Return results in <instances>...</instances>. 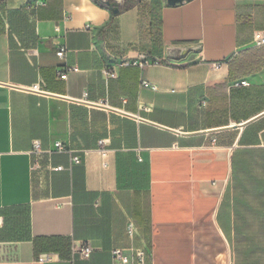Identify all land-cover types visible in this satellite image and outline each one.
Masks as SVG:
<instances>
[{"label":"crops","instance_id":"obj_1","mask_svg":"<svg viewBox=\"0 0 264 264\" xmlns=\"http://www.w3.org/2000/svg\"><path fill=\"white\" fill-rule=\"evenodd\" d=\"M255 31L264 0H141L117 15L95 0H0V264L46 253L45 264H122L112 250L132 248L160 264L145 231L156 187L173 172L201 176L203 156L230 166L234 148L264 150V114L180 135L85 102L182 132L246 122L264 112ZM142 56L159 63L124 64ZM66 66L77 71L60 79ZM80 242L93 247L87 259L73 251Z\"/></svg>","mask_w":264,"mask_h":264},{"label":"rangeland","instance_id":"obj_2","mask_svg":"<svg viewBox=\"0 0 264 264\" xmlns=\"http://www.w3.org/2000/svg\"><path fill=\"white\" fill-rule=\"evenodd\" d=\"M174 155L165 154L160 158ZM223 160L227 163L226 156ZM223 160H209L208 167H203L209 177L208 182L201 184L203 201L206 207L213 200L216 204L210 216L199 214L198 225H191V240L197 251L194 259H199L201 264H264V150L234 148L230 152V166L221 167ZM232 162L236 163L235 173ZM227 184L228 202L223 199ZM221 201L224 205L217 219ZM143 251L146 260L147 251L145 248Z\"/></svg>","mask_w":264,"mask_h":264},{"label":"trees","instance_id":"obj_3","mask_svg":"<svg viewBox=\"0 0 264 264\" xmlns=\"http://www.w3.org/2000/svg\"><path fill=\"white\" fill-rule=\"evenodd\" d=\"M100 6L107 8L113 15L132 8L141 0H124L117 3L115 0H95ZM117 9V13L113 10ZM258 47V48H262ZM199 165V163H197ZM200 172L201 176L189 177L178 172H173L169 179H166L167 187H156L153 194L154 202V223L148 219L145 223V231L150 234L153 226V235L156 238L155 248L157 260L160 264H201L200 260L194 259L197 253L191 240V225H198L196 218L199 214L210 216L215 208L216 200H213L209 207H206L201 184L208 182V174L203 171L209 165V160L203 156ZM199 165V166H200ZM226 161L221 162V167H226ZM233 172L236 170V163L232 162ZM221 188V183L219 184ZM217 190V196L220 192ZM223 199L230 200L228 184L223 193ZM177 200L179 201L177 203ZM224 203L221 201L217 211V219L221 213ZM236 211V207H233ZM167 211L169 213H167ZM237 212V211H236Z\"/></svg>","mask_w":264,"mask_h":264},{"label":"built area","instance_id":"obj_4","mask_svg":"<svg viewBox=\"0 0 264 264\" xmlns=\"http://www.w3.org/2000/svg\"><path fill=\"white\" fill-rule=\"evenodd\" d=\"M252 43L255 47L264 46V32L255 31L253 33ZM66 51L67 50L64 46H60L56 51L57 57L63 58L65 56ZM152 63L157 64L159 63V61L157 60L152 61V60L147 59L145 56H142L139 60L137 59L134 61L124 62V64L140 65V66L149 65ZM71 71H77V67L76 66H66L64 68H58L56 70V73L60 79H66L67 74ZM142 84L147 85V82L143 81ZM33 89H37V88L34 86ZM54 149L57 151H61V152L67 151V148L60 142L54 143ZM32 153L34 154L35 157L41 153L40 143L38 141L33 142ZM72 163L74 164L81 163V158L77 155L73 156ZM35 165H36V160H34V168H35ZM57 169H61V167H57ZM127 232L130 237L134 235L135 228L132 223L128 224ZM92 250H93V247L88 242H80L75 247H73L74 253H76L81 259H87L90 256ZM111 256L113 260H118L122 264H134V263L144 264L145 262V255H144L143 249H133L132 248L127 254L122 249H114L111 252ZM52 261H53V254L51 253L41 254L37 258V262L40 264H45V263H49Z\"/></svg>","mask_w":264,"mask_h":264},{"label":"water","instance_id":"obj_5","mask_svg":"<svg viewBox=\"0 0 264 264\" xmlns=\"http://www.w3.org/2000/svg\"><path fill=\"white\" fill-rule=\"evenodd\" d=\"M105 1H108V0H105ZM183 1H188V0H166V3L170 6H174L178 3H182ZM118 10L117 9H114L113 10V13H117ZM28 90H31V89H28ZM80 102H85V101H80ZM87 104H90V105H94V106H100V107H105V108H108L110 110H114L116 112H119V113H122L124 115H128V116H131L133 118H136L140 121H143V122H147L149 124H152V125H155V126H158L160 128H163V129H166V130H169L171 132H174V133H177V134H180V135H198V134H205V133H211V132H216V131H221V130H225V129H229V128H241V127H244L246 126L247 124H249L250 122H252L253 120H255L256 118L262 116L264 114L261 113L259 115H257L256 117H253L252 119H249L247 120L246 122H243V123H240V124H234V125H228V126H224V127H219V128H214V129H206V130H200V131H195V132H182V131H178V130H175V129H169V128H166V127H163L161 125H158V124H155V123H152L148 120H145L137 115H130V114H127L125 112H122V111H118V110H115V109H111L110 107H108L107 105H103V104H94V103H89V102H85Z\"/></svg>","mask_w":264,"mask_h":264}]
</instances>
